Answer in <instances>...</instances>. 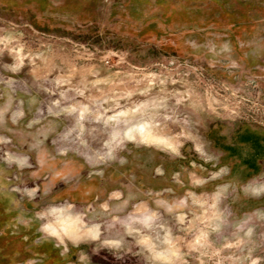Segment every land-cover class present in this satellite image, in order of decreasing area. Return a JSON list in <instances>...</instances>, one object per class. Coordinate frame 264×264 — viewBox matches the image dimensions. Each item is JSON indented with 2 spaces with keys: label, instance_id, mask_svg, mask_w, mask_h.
<instances>
[{
  "label": "rangeland",
  "instance_id": "rangeland-1",
  "mask_svg": "<svg viewBox=\"0 0 264 264\" xmlns=\"http://www.w3.org/2000/svg\"><path fill=\"white\" fill-rule=\"evenodd\" d=\"M0 220L9 264H264V0H0Z\"/></svg>",
  "mask_w": 264,
  "mask_h": 264
},
{
  "label": "bare ground",
  "instance_id": "bare-ground-1",
  "mask_svg": "<svg viewBox=\"0 0 264 264\" xmlns=\"http://www.w3.org/2000/svg\"><path fill=\"white\" fill-rule=\"evenodd\" d=\"M73 223H75V220H73V219H69L67 222H66V224L68 225L67 227L69 228L67 231L70 233V235L72 236V234H74L76 231H77V225L76 224H72V222ZM94 229H96V228H94ZM96 233H97V230H95V235H96ZM93 234V235H94Z\"/></svg>",
  "mask_w": 264,
  "mask_h": 264
},
{
  "label": "flooded vegetation",
  "instance_id": "flooded-vegetation-1",
  "mask_svg": "<svg viewBox=\"0 0 264 264\" xmlns=\"http://www.w3.org/2000/svg\"><path fill=\"white\" fill-rule=\"evenodd\" d=\"M1 223L2 222L0 220V227L2 226ZM3 240H5V237L0 233V248L1 249L4 248V247H2V245L4 244ZM9 263H10L9 259L2 257L1 253H0V264H9Z\"/></svg>",
  "mask_w": 264,
  "mask_h": 264
}]
</instances>
